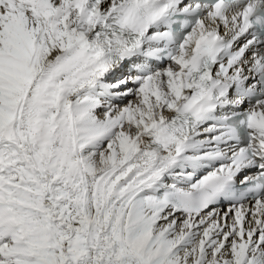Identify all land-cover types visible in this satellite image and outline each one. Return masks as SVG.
I'll return each instance as SVG.
<instances>
[{"label":"snow or ice","instance_id":"1","mask_svg":"<svg viewBox=\"0 0 264 264\" xmlns=\"http://www.w3.org/2000/svg\"><path fill=\"white\" fill-rule=\"evenodd\" d=\"M0 264H264V0H0Z\"/></svg>","mask_w":264,"mask_h":264}]
</instances>
